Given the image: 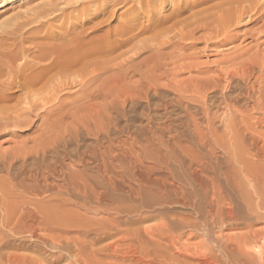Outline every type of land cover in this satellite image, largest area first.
Here are the masks:
<instances>
[{"label": "bare ground", "instance_id": "obj_1", "mask_svg": "<svg viewBox=\"0 0 264 264\" xmlns=\"http://www.w3.org/2000/svg\"><path fill=\"white\" fill-rule=\"evenodd\" d=\"M93 1L97 6L101 5L96 12L106 16L98 23L100 26L116 13L112 7L134 2L127 7L130 16L121 22L122 28L115 30L122 38H97L95 33L91 38L85 26L78 30L77 25L67 27L59 37L55 35L58 32L49 30L27 34V26L50 25L58 16L74 19L78 14L67 13V7L74 11L86 10ZM131 1L76 0L61 5L57 0H51L28 9L32 12L20 10L4 16L10 10L5 8L0 13V136L22 134L41 123L35 130V133L40 132L29 138L32 143L11 137L0 142V260L5 254L4 248L11 249L13 243L10 240L20 239L24 243L26 240L33 243V246H23L32 253L24 251L27 255L23 252L24 255H7L4 264H54L63 252H67L65 255L73 252L69 264H88L93 252L100 249H94V246L113 239L107 244L104 242L100 250L111 251L110 255L121 252L126 257L137 253L139 264H152L159 256L157 249H163L161 245L175 249H170L162 258L167 264H248L245 257L256 260V264H264V253H258L256 257L252 254L259 240L250 236L253 219L264 217V142L260 143L261 138L255 140L256 137L246 140L238 127L226 142L218 133L215 120L223 107H234L237 99H228L226 95L220 101L223 105L220 110L217 109L219 103H207L211 88L222 90L231 79H237L246 83L243 86L254 103L253 109L264 110L263 65L258 66L260 73L256 79L255 68L251 67L243 68L240 73H230L227 85L222 84V78L215 76L213 79H195L191 83L196 86L195 91L201 93L198 96L199 109L207 116V124H204L207 131L203 130L196 113L193 114L187 106L184 113L187 119L181 121V130H177L180 125L171 130L169 126H163L166 124L162 121L160 124L163 125L156 122L157 125L152 127L146 123V130L142 126L133 130L128 124L120 126L118 120L129 115L127 106L133 107L142 100L148 105L151 101L153 104V94H159L157 89L161 84L151 79L147 85L140 81L143 87L129 85L122 80L128 75L121 72L105 78L110 69L134 67V56L142 51L141 47L133 46L132 55L118 53L117 57L109 58L141 28L142 22L131 14L143 10L147 15L152 6V1ZM209 1L216 0H185L170 5V8H162L159 4L158 12L164 13L160 21L178 17L187 9ZM261 1L226 0L220 4L216 1L217 15H213L212 21L220 28L217 42L232 40L236 36L234 30L243 19L244 23L259 21L264 16V1ZM0 3L2 7L3 0ZM28 4L24 1L20 6ZM153 5L155 8L156 4ZM185 29L177 28L174 38L179 39H174L173 43L179 44L192 37ZM106 32L112 33L111 29ZM55 36L58 39L52 40ZM170 39L155 46L159 50L171 43ZM153 56L156 58L160 54ZM104 74L107 75L101 78ZM148 77L145 76L147 81ZM182 84L186 85L185 82ZM189 86L184 88L178 84L172 87L177 92L178 103ZM16 92L23 94L17 96ZM12 100L15 102L11 103ZM233 115L231 120L237 121ZM210 137L217 143L222 142L217 145L227 154L224 161L215 155L217 148L211 147L216 142H208L211 146L205 144ZM85 139L92 142L86 143ZM5 142L14 144L2 148ZM172 205L183 206L187 212L167 211L166 207ZM246 211L248 219L245 218ZM155 216L165 219L154 226H143L149 220L154 221ZM186 232L189 233L187 239L201 238V242L181 248L178 243L183 242L181 238ZM146 257L153 259L146 260ZM130 260L129 264L135 258Z\"/></svg>", "mask_w": 264, "mask_h": 264}, {"label": "rangeland", "instance_id": "obj_2", "mask_svg": "<svg viewBox=\"0 0 264 264\" xmlns=\"http://www.w3.org/2000/svg\"><path fill=\"white\" fill-rule=\"evenodd\" d=\"M24 1L29 2V4L27 5L28 7L27 6H20V4H23ZM48 1H51V0H34V1L33 0L32 1L31 0H9V1L3 0L4 3L2 4V7H0V13L5 8H9L10 10L7 13L5 12L6 14L4 13L5 14L4 16H9L10 14L14 15L16 13V11L20 12V10L21 11L26 10L28 12H32V11H29L28 9L31 10L34 5H35L34 7H37L40 4H42V2H48ZM75 1L76 0H57V2H59L61 5L62 4L65 5L68 2L70 4V2L73 3ZM148 1H152L151 4L153 7H154L153 4H156L155 8H153L151 6L149 14H147V15L144 14L143 10L142 11L139 10V11L134 12L135 14L134 13L131 14V16L134 15L132 17L133 18L135 17V19L139 23H140V21L142 22V23H140V25L141 24L142 25H141V28L139 29V31L136 30L137 32H135V35H132L130 37V39L128 40L131 43H129V42L125 43L124 45L121 46L122 48L121 47L117 48L116 49L117 51L116 50H115L116 52L113 51L115 53H111L109 56V58L117 57L118 53H121V55H123V56L132 55L133 51H135V50H133V51L131 50L134 48L133 46L141 47L142 51L139 50L138 53L136 54L137 57L134 56V59H133L134 61L132 60L133 65L135 64V66L132 68L134 70H135V68H137V69L134 71L131 68L134 71L133 72L130 68L128 69L129 71L126 70L125 66H122L123 68L121 67L123 70L120 69V67H117L114 69H110L109 72L107 71V74H109V75L112 74L111 76L104 74L101 78H104L106 75H107V77H105V78H110V77L116 75V73L121 72L122 74L125 73L124 76H126V74L128 75V77L123 76L124 79H122V78L121 79L125 80L124 82H129V85H132V84H140L141 85L142 82H140V81H143V83H142L143 85L144 84L147 85V84L151 83V79H152V81H154V82H157L159 84L161 83L157 89L159 94L158 93L153 94L152 99H153L154 105L152 104V101H151V105L150 104L148 105L147 101L142 100L139 102V104H137L135 106L133 105V107H130L131 105L127 106V110H130V111H128L129 115H127V118L119 119L118 123L120 126H126L128 124L131 130H133L136 127H140V126L144 127L146 130L148 125L152 127L153 125L154 126L157 125L156 122H158L160 124V122L162 121V123L166 124V125H163V124H160V125H163L166 127L169 126L171 128V130L172 129L174 130V128L177 125H180V127L177 126V128H178L177 130H181L182 129L181 128V121H184L187 119L186 114L184 115V113H186L185 106H187L189 108V110L192 111L193 114L196 113L195 116L198 118L197 120L203 124V130L207 131V129L205 130V128H206L205 125L207 124V122L205 124V121H207V118H206L207 116H204V113L202 112V110L199 109V107H200L199 106L200 105L199 99L200 98L198 96H200L201 93L196 92L195 91V90H197L196 86L193 84L191 85V83L195 79L204 80V79H206L205 77L213 79V77L215 76V78H222L223 79L222 84L227 85L228 84L227 80L231 79L230 73H233V72L240 73L243 68H250L251 69V67L255 68L254 69V71H255L254 77L256 79V77L258 76L257 74L260 73L259 72L260 70H258V68L261 65H263V68H264V61H263L264 60V16L261 19H259V21H250V22H246V23H244L245 19H243V21H241V23H239L240 26H238V28H236V30H234V33L236 34V36L233 37L232 40L228 41V39H227V40H223L222 43H218L217 41L219 39L216 37V35H218V33H219L218 31L220 30V28H219V26H217V24H214L212 21L213 15H215V16L217 15V10H216V7H214V5L220 4L226 0H223V1L216 0L218 3L216 1L205 2L204 4L199 5L196 8L194 7L191 9H187L184 13H182L178 17L169 18V19H167V21H160V20H162L164 13H159L157 10V7L158 8H161V7L162 8H165V7L170 8L171 6L175 5L176 2L178 4L179 2H183L185 0H181V1L180 0H169V1L164 0L165 3L163 0H147V2ZM257 1H259V3L262 2L261 0H257ZM30 2H31V4H30ZM55 2H56V0H55ZM93 3H91L92 6L90 5L89 9H86V10L85 9H82V10L77 9L74 11L73 8L67 7V10H68L67 13H71L73 15L78 14V17H76L72 20H68L66 18L58 16V18L54 19L50 25H40V26L34 25L31 27L27 26L26 27V29H27L26 31H28L27 34L37 33L39 30L40 31L41 30L42 31H44V30L48 31L49 30L50 32H53V33L58 32L55 35H57L59 37L60 35L63 34L64 31L67 30V27L69 28V27H73V26L77 25L78 30L83 29V27L85 26L84 28L87 29V32L89 35H91V38H92V35L95 33L96 36L98 35L97 38H100L103 36L104 37L106 36V38H108V36H109V39H111V40L119 39L121 36L116 35L115 30L118 31L122 28L121 22L125 18L130 16L128 11H127V10H129V8H127V7H131L130 5H132L134 2L131 1L128 4H124L125 6L118 5V7L117 6L115 8L112 7L111 10L116 9V13L111 16V18L109 19V22L105 21L107 23H105V22L101 23V24H103L101 26L98 23H100L101 20L104 19L106 16L103 17L102 15L97 13L99 8H101V5L99 4V6H97L98 4L95 1H93ZM215 3H217V4H215ZM159 4L161 7L159 6ZM162 4H163V6H162ZM210 6H212V7H210ZM11 7H13V9H11ZM213 7H214V9H213ZM211 8L214 10L215 13L212 12L213 10ZM154 10H155V13L153 12ZM244 18H247V17H244ZM174 19H175V21H174ZM178 20H180L181 22ZM184 20H185V22H184ZM157 21H160V23L158 22L157 24H154ZM198 22L201 23V25ZM93 23H94V25L95 24L99 25V27L96 25L98 28L96 29V26L94 28ZM88 25L90 26L89 27L90 30H88L89 29L87 27ZM81 26H83V27H81ZM142 27H144V29L146 30L145 32H143L144 29L142 30ZM100 28H102V30ZM146 28H148V29H146ZM177 28L179 30L186 28L185 31H189L190 34L192 35V37L186 39V41H181L179 44H177V42L173 43L175 41L174 39H176V40L179 39V37L174 38L175 34L178 32ZM92 29H94V31ZM109 29H111L112 35L108 34L106 32ZM89 31H92V32H90L91 34L89 33ZM103 31H105L104 35L102 34ZM60 32H62V34ZM138 34H140V35H138ZM161 35H162V37H161ZM57 36L53 37L52 40L58 39ZM96 36L94 35L93 38L95 39ZM134 36L135 37L137 36V37L135 38ZM165 37L167 39L171 38L170 39V40H172L171 43L168 42L167 44L161 46V48L158 50L155 45H157V43L167 41V39L165 40ZM222 37H224V36H222ZM157 41H159V42H157ZM136 43H137V45H136ZM152 50L156 51L157 53L159 52L161 57L160 56L156 57L157 59L154 58L153 54H157V53L152 51ZM124 51H125V53H124ZM150 55H151V57H150ZM260 57H261V59H259ZM147 58H149V59H147ZM257 58H258V61H257ZM255 59L257 62L254 61ZM153 60L154 61L157 60V62H154ZM152 62H154V63H152ZM155 63H157L156 64L157 66L155 68H153V65ZM150 66H152V67H150ZM229 67H230V69H229ZM151 70H153V71H151ZM122 74H120V76ZM144 74L146 77L149 75L150 78L148 77V80L150 82L147 81ZM117 76L119 78V74ZM153 76H155V78H153ZM218 76H220V77H218ZM144 78L146 79V81L144 80ZM137 79L139 80L140 83L137 81ZM231 80H232L231 83L229 85H227V87L222 89V90H219L216 88L215 89L211 88L209 90L210 94L208 95L209 98H208L207 103H208V105H211L213 103V101H215L216 103H219V104H217V105H219V108H217L218 110H220L223 107V105H220V103H221L220 101H223L224 97H226V95H227L228 99H231L233 97L237 99V103L234 107H232V108H227V107L224 108L223 107L222 108L223 110L221 109L220 110L221 112L219 111V113H220V114L218 113L219 118H217L215 120L216 121L215 126H217V128L219 130L218 133L220 132L219 134H222L223 137L225 138L224 140H226V142H227L228 140L230 141L231 136L236 133V128L238 127L237 129L238 130L241 129V131L243 133L242 137L245 135L246 140L250 141V139H252V137L253 138L256 137L257 139L255 138V140L260 141L259 138H261L262 141H260V143L264 142V119H262V120L259 119L261 117L264 118V110L253 109L254 103L251 101L250 98H248V94L246 93L247 89H245L246 87H244V86H246V83H244L241 80H237V79H231ZM146 82H147V84H146ZM182 82H185L186 85L182 84ZM178 84H180L184 88H188V86L190 85L189 90L186 93H184L183 100L180 102L181 104L178 103V101L176 99L177 92H174V90L172 88V87H176ZM143 85H141V86L143 87ZM228 87H230V88H228ZM128 88H131V87L128 86ZM151 91L152 92H150V93H153V90H151ZM22 94H23L22 92H18V93L16 92L15 93V95H17V96L18 95L22 96ZM14 102H15L14 100L11 101V103H14ZM156 102L157 103L160 102L161 105L159 104L157 106ZM233 114H235L237 116H235ZM146 115L149 116V117L147 116L148 120H147V118H145ZM232 115L234 116V118L235 117L238 118V120L237 121L231 120V118L233 119ZM43 116H41L40 118H43ZM150 117H151V119H150ZM221 117H223V118H221ZM249 117H250V119H249ZM158 118L159 119L161 118V119L158 120ZM220 119L222 120L223 123L221 122ZM243 119L247 120V122ZM257 119H259L261 122ZM226 120H228V121H226ZM153 121H155V122L153 123ZM40 122H41V119L38 123H40ZM146 123L148 125H146ZM224 123H226V125ZM245 123H247L246 124L247 127H246ZM40 124L35 125V127H33L29 131H26V132L24 131V133H22V134H17V135L5 134V135H2V136H0V142H2L5 139V137H11L12 139H14L16 141L23 142L24 140H28L29 141L28 143H32V142H30L29 138L32 137L33 135L35 136L36 134H38L40 132L38 130L37 133H35V130L37 129L36 126H39ZM258 129H259V131H258ZM114 134L118 135V133L116 131H114ZM257 135H258V137H257ZM166 138H168V137H166ZM85 142L91 143L92 141L85 139ZM208 142L212 144V143L216 142V139H214L213 137H210L207 140V142L205 141V144L207 145ZM220 143H222V142L218 141V143L217 142L215 143L216 145L214 144L215 146L214 145L211 146L210 144H208V145H210L211 147L217 148V149H215V152H214L215 155L218 154L217 156L219 157V160L224 161L227 154L225 155V152H223V150L222 151L219 150V149H221L220 147H218V145H220ZM13 144L14 143H6L5 142V144L4 143L2 144V146H3L2 148L9 147ZM170 207L171 208L166 207V209L169 212L171 210V213L172 212L173 213L187 212V208H184L183 206L181 207L180 205L179 206L178 205L177 206L172 205ZM150 214L152 215V213H150ZM165 214H167V213H165ZM244 214H245V218L248 219L249 213L246 211ZM155 217H157V219H155ZM155 217H154V219H152L154 221L151 222V220H149V221H147L148 224H146L147 222H145L144 223L145 225L143 224V226H145V227L146 226L147 227L148 226H154L153 224L161 223L165 219V218H161L159 216H155ZM253 220H254L253 221L254 224L252 223L253 224L252 228H250V236H251V238H256L257 241L258 240L259 241L256 242L258 245V246H256V249L251 251V252H253L252 254L254 255V257H256L258 253H264V240H263V238H264L263 237L264 236V217L260 218V219H253ZM232 232H234V231H232ZM256 232H257V234H256ZM188 234L189 233L186 232L183 235V237L181 238V240H183V242L178 243V245H180L181 248H186L187 247L186 245L190 246L191 243L195 244V243H199V241L201 242L200 237H199L200 239L192 238V237L187 239ZM255 235H258V236H255ZM18 240L20 241V243L18 242ZM112 240L113 239L104 240L100 244H97L98 246H94L95 247L94 249H96V248L101 249V247L104 245V242H105V244H107ZM10 241L13 243V244L11 243L12 244L11 249H10V247L4 248L3 251H5L4 252L5 254H3V251L1 252V254H3L2 255L3 260L2 261L0 260V264L1 263L4 264L6 262V259L8 257L7 255H10V254H12V255H24V254L27 255L26 253H24V251H26L28 254L32 253L31 251H29V249H27V250L23 249L25 246H28L29 244H30L29 246H33V243L31 244V242H29L28 240L25 241V243H27L26 245H25L24 241L23 240L21 241L20 239H11ZM186 243H188V244H186ZM184 246H186V247H184ZM160 247H162L163 249H161V248H158L159 250L157 249V254H159V256H157L158 258H155V260L157 262L160 261L162 263L165 262L164 264H167V262L164 261V259L162 260V258L165 255H167V252L170 249H172V251L175 249H174V247L169 249V247H166V246L164 247L162 245ZM167 248H168V250H167ZM100 249H97L94 251V252L98 251L97 253L93 252L92 257L89 260L88 264H94V263L96 264V262H97V264H99L98 261H100V264H105V263L106 264H114V263L117 264L118 262H119V264H123V263L129 264V260L131 259L130 261H132L133 258H135V260L132 261V263L130 262V264H136V262L139 264L138 257L136 256L137 253L134 254L135 257L132 256L131 254L129 255V257H126L121 252H118L120 254H111L110 255V253H112L111 251L107 252V253L104 251L105 252L104 253ZM162 251H164V252H162ZM63 253L64 254L61 257L62 260H60L61 259L60 258L58 260V262H56L54 264H69V260L71 259L70 256L73 254V252H71V253L68 252L69 253L68 255H65V254H67V252H63ZM105 254H107V255L105 256ZM101 255H103L105 257H102ZM138 255H140V253H138ZM130 256H132V258ZM160 256H162V257H160ZM99 258H101V259H99ZM114 258H116V259H114ZM118 258H120V259H118ZM136 258H137V261H136ZM148 258L153 259V257H146V260H148ZM96 259H97V261H96ZM249 259L250 258L245 257L244 261L246 260L245 262H248V264H251L249 262H252V264H256V260H254V259L249 260ZM91 260L94 263H92ZM118 260H120V261H118ZM155 260L152 262L154 264H157ZM247 260H249V261H247ZM42 264H44V263H42ZM141 264H143V263H141Z\"/></svg>", "mask_w": 264, "mask_h": 264}]
</instances>
